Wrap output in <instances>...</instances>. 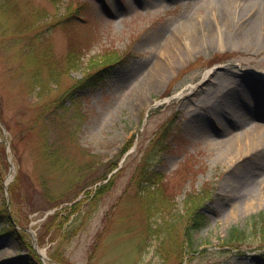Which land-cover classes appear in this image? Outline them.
Instances as JSON below:
<instances>
[{
	"label": "rangeland",
	"instance_id": "1",
	"mask_svg": "<svg viewBox=\"0 0 264 264\" xmlns=\"http://www.w3.org/2000/svg\"><path fill=\"white\" fill-rule=\"evenodd\" d=\"M210 1L0 2V140L9 144L0 155V176L4 181L12 166L9 184L14 183L12 194L0 184V209L5 206L20 231L0 222V264H180L188 219L184 193L202 187L206 223L193 234L196 252L185 248L181 264H264V250L238 252L222 245L232 228L250 232V218L264 211V170L250 166L255 199L231 216L235 203L228 200L226 180L254 158L240 151L231 163L213 143L224 125L214 109L224 108L227 94L239 91L246 78L264 86V43L241 41L236 32L246 24L234 14L227 31ZM77 8L80 16L67 19ZM210 30L212 42L206 40ZM164 35L181 50L177 62L160 45ZM70 50L81 54L82 67L63 69L57 84L49 81V66L62 68ZM115 50L125 60L122 67L92 86L78 83L97 53ZM39 54L47 57L40 77L32 64ZM214 71L234 85L202 93L205 74ZM163 127L172 128V141L152 165L174 201L161 220L162 233L154 232L160 222L154 215L147 235L131 176L140 161L138 148ZM112 163L117 168L107 182H96ZM53 202L59 205L47 209ZM255 241L252 234L256 247Z\"/></svg>",
	"mask_w": 264,
	"mask_h": 264
},
{
	"label": "bare ground",
	"instance_id": "2",
	"mask_svg": "<svg viewBox=\"0 0 264 264\" xmlns=\"http://www.w3.org/2000/svg\"><path fill=\"white\" fill-rule=\"evenodd\" d=\"M209 5L215 10V18L218 19V22H222L227 31L230 30L229 17L232 14L238 22L246 24L242 31L236 32L241 41L249 43V45L257 42L264 43V0H212ZM214 36L215 32L210 30L206 40L212 42L211 38ZM190 38L193 43L198 41L197 35L192 31ZM160 45L164 49L173 51L171 58L173 62H177L182 57L181 50L170 36H162ZM160 72L162 73V69ZM219 73L214 71L205 74L202 83L206 85L201 89L202 93L218 88L230 89V84L234 85V81L231 79L219 78ZM157 80L159 81V78ZM243 81L239 91L234 95L227 94L224 108L222 104L220 108L214 109L217 115H222L224 121L222 129H216L220 135L216 136L213 141L218 147L219 156L232 163L234 162L233 158L240 151H244L246 159L254 158L250 160L251 165L245 164V169L236 171L226 180L225 188L229 195L228 200L235 203V209L231 216L241 214L246 204L253 198L255 199L256 176L250 170V166H256L257 163L259 170H264V86L247 78ZM153 85L155 84L153 83ZM236 87L237 85L233 90ZM209 98L210 96L207 95L204 98L201 97L202 101ZM252 106V110L242 111L241 109V107ZM252 118H258L261 122H251ZM263 174L264 171L261 175L263 176ZM10 179L11 175H8L5 184H8Z\"/></svg>",
	"mask_w": 264,
	"mask_h": 264
},
{
	"label": "trees",
	"instance_id": "3",
	"mask_svg": "<svg viewBox=\"0 0 264 264\" xmlns=\"http://www.w3.org/2000/svg\"><path fill=\"white\" fill-rule=\"evenodd\" d=\"M2 1V0H1ZM0 1V2H1ZM52 3L58 2V0H49ZM1 5V3H0ZM2 7V6H0ZM80 16V9L77 8L74 12L68 13L67 19H74ZM96 56H99V59L94 63H91L89 66H85L83 68V78L78 81L79 84L82 86H92L102 80L105 79V76L109 71L120 68L123 66L125 60L120 58V52L118 51H101L97 53ZM35 57V58H34ZM32 64L37 69L36 75L40 77L39 71L42 69L43 65L47 64V57L44 55H34ZM81 54L77 50H70L65 57L64 68H58L57 66H49L51 69L49 78L50 80H55V83H58V77L60 73L64 72L67 73L70 70H77L82 67L83 62ZM96 68V69H94ZM92 69V70H91ZM40 78H35L38 80L36 82V86ZM49 84V83H48ZM47 86V85H46ZM43 88L41 85L39 87L41 90L47 89ZM37 95V94H36ZM72 98V97H70ZM74 100V99H73ZM51 104L49 103V107ZM45 110V109H44ZM43 110V111H44ZM172 128H162L158 132L154 133V136L149 140V144L144 149L138 148L136 154H140V161L136 165L135 170L131 176V181L136 183V187L138 189L137 197L140 204V207L143 209L144 214L147 220V226L145 230L147 231V235H149V231L152 229L150 222L155 224L153 218L158 216L160 218V222H157L156 228L154 229L155 234L162 233L161 227V220H164L165 215L169 212V206L171 205L172 201H174V196L169 195L165 192V182L164 176L161 173L155 171L152 165L153 159L157 156L162 154L166 151L169 147V143L171 139L170 132ZM170 140V141H169ZM132 144V141L127 144L123 151L128 148L129 145ZM4 142L0 141V155H4ZM122 151L121 155L124 154ZM117 168V163L109 164L107 173L98 181H105L107 179L108 174L114 169ZM3 176H0V184H2ZM13 184H9L8 190L9 193L12 194L13 192ZM102 187V186H101ZM106 186L103 185L102 188ZM206 187H202L196 191H188L184 193V200H183V212L184 215L188 217L186 221V227L184 228L183 234V244L181 249L178 253V258H180V264L183 261L184 256H182V252L185 248L190 247V252L188 253H195L196 251L192 250L195 247L193 241V234L206 223V217L201 213L200 209L204 205L206 201ZM59 205L58 202L50 203L46 208L50 209L53 207H57ZM46 209V210H47ZM155 215V216H154ZM0 222L2 225L9 226V228L13 229L16 234H20V231L15 228L16 224L12 223L8 219V211L3 206V209H0ZM250 232H246L237 228H232L229 233L228 237L225 242L222 244L223 246L227 247L230 250H235L238 252H252L255 250H264V211L254 215L250 218L249 224ZM252 234L254 238L258 242L257 246H253L250 242ZM31 251H34L32 247H30ZM170 251H168L169 253Z\"/></svg>",
	"mask_w": 264,
	"mask_h": 264
},
{
	"label": "water",
	"instance_id": "4",
	"mask_svg": "<svg viewBox=\"0 0 264 264\" xmlns=\"http://www.w3.org/2000/svg\"><path fill=\"white\" fill-rule=\"evenodd\" d=\"M5 144H6V148L8 147V143H7V141H5ZM11 168H12V166H11ZM12 171V170H11ZM6 188V187H5Z\"/></svg>",
	"mask_w": 264,
	"mask_h": 264
}]
</instances>
